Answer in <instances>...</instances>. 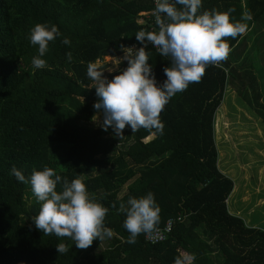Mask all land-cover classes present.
<instances>
[{"label":"trees","instance_id":"obj_1","mask_svg":"<svg viewBox=\"0 0 264 264\" xmlns=\"http://www.w3.org/2000/svg\"><path fill=\"white\" fill-rule=\"evenodd\" d=\"M151 9V0H0V264H174L184 257L186 264H264V230L245 227L227 212L233 182L217 167L212 138L213 112L225 88L234 85L237 68H244L243 62L231 63L241 59L251 30L264 22V0H202L197 14L228 13L248 30L225 38L227 58L206 66L198 83L168 101L160 113L162 131L132 133L126 126L122 131L129 132L131 141L120 146L111 128L88 124L98 112L86 67L97 58L121 54L120 45L139 48L134 34L155 32L151 17L138 21L140 12ZM37 23L55 24L60 32L41 57L47 65L43 69H33L37 46L27 39ZM65 37L68 45L61 43ZM145 50L160 85L170 61L151 43ZM126 66L122 62L104 75L111 79ZM237 91L247 103L248 88ZM12 166L26 177L47 166L62 179L80 178L93 200L103 198V185L113 178L127 183L104 219L113 236L78 249L67 238L44 235L32 221L40 205L30 185L11 175ZM149 191L160 208L157 227L168 218L181 220L158 243L146 242L141 233L129 244L122 226L125 211L117 209L121 204L126 208L130 196ZM61 242L69 248L64 254L56 251Z\"/></svg>","mask_w":264,"mask_h":264},{"label":"clouds","instance_id":"obj_2","mask_svg":"<svg viewBox=\"0 0 264 264\" xmlns=\"http://www.w3.org/2000/svg\"><path fill=\"white\" fill-rule=\"evenodd\" d=\"M155 24L158 31L138 30L135 40L139 48L119 46L121 56L114 58L115 65L126 62L122 72L112 76L104 75L107 70L97 58L86 67V76L95 89L96 101L93 103L101 117L103 131L111 128L112 133L121 139L127 126L132 133L140 129L162 131L160 113L168 101L177 93L185 91L190 83H198L208 65H216L225 60L230 48L227 37L233 39L243 36L247 25L232 20L228 13L215 9H198L202 0H154ZM177 6H180L179 8ZM163 16V18H162ZM244 19H251L245 17ZM60 36L55 24L37 23L27 36L29 44L37 46V55L31 58L33 69L47 67L43 57L49 42ZM70 43L67 37L61 41ZM151 43L161 57L170 61L163 69L166 79L158 85L155 74L147 61L150 54L146 46ZM71 62V52L65 54ZM17 182L30 185L39 211L32 218L35 228L44 235L67 238L78 249H87L93 240L111 238L113 231L104 226L109 208L95 202L80 178L69 181L62 179L53 168L43 167L25 176L15 166L10 169ZM59 185V190L57 186ZM125 211L123 228L128 232L127 243L136 242V237L155 230L160 220V208L151 191L136 198L130 196L127 207L120 205L117 211ZM56 251L64 254L69 251L66 243L56 244ZM188 257L178 258L174 264H186ZM194 259V257H193Z\"/></svg>","mask_w":264,"mask_h":264},{"label":"rangeland","instance_id":"obj_3","mask_svg":"<svg viewBox=\"0 0 264 264\" xmlns=\"http://www.w3.org/2000/svg\"><path fill=\"white\" fill-rule=\"evenodd\" d=\"M102 61L108 64L109 70L118 66L114 58L108 56ZM224 96L223 105L213 112L212 138L217 151V167L231 178L233 188L235 186L226 197V209L231 215L235 214L245 227L264 230V128L251 125L254 118L243 99L237 97L232 101L229 89ZM234 101H238V104H229ZM101 122L97 113L88 124L100 127ZM119 140L120 146L128 144L131 141L129 132L123 131V137ZM126 184H121L115 178L104 183L101 192L103 198L98 195L94 198L95 202L109 208L126 192ZM107 214H110V210ZM105 246V241H102L101 248Z\"/></svg>","mask_w":264,"mask_h":264},{"label":"crops","instance_id":"obj_4","mask_svg":"<svg viewBox=\"0 0 264 264\" xmlns=\"http://www.w3.org/2000/svg\"><path fill=\"white\" fill-rule=\"evenodd\" d=\"M256 25L257 27L250 32L241 59H237V61L231 63V65L235 67L243 62L242 66H244V68L240 66L237 68L234 85L227 86L224 95L229 89L232 101L237 97L242 99L239 97L237 89L240 87L248 88L249 100L245 103L249 106V112L251 113L252 118H254L251 121V125L257 128H264V22ZM246 51H248L250 57L246 56ZM224 97L225 96H223V100H225ZM223 100L221 102L222 105ZM229 104H238V101L229 102ZM224 123L226 122L224 121ZM259 133L262 134L260 131ZM223 174L226 177H229L225 172Z\"/></svg>","mask_w":264,"mask_h":264},{"label":"built area","instance_id":"obj_5","mask_svg":"<svg viewBox=\"0 0 264 264\" xmlns=\"http://www.w3.org/2000/svg\"><path fill=\"white\" fill-rule=\"evenodd\" d=\"M151 2H152V9L150 11H147V12H140L139 13L140 14L139 19H141L140 21H142L143 20L142 17H145V16L151 17L152 18L151 24H153V23H155V15H154L155 2H154V0H151ZM169 2H171V0H169ZM162 18H163V16H162ZM151 26H152V29H154V31H158L157 25L156 26L151 25ZM131 47L135 48L136 46L132 45ZM175 220H181V217L168 218L165 221L163 226L155 228V230L150 232V233L144 234V240L148 243H151V244L158 243V242L164 240L165 237L170 233L172 225L175 222Z\"/></svg>","mask_w":264,"mask_h":264}]
</instances>
